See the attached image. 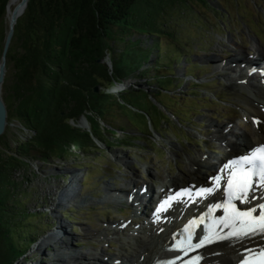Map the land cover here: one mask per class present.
Returning <instances> with one entry per match:
<instances>
[{
	"label": "rangeland",
	"instance_id": "rangeland-1",
	"mask_svg": "<svg viewBox=\"0 0 264 264\" xmlns=\"http://www.w3.org/2000/svg\"><path fill=\"white\" fill-rule=\"evenodd\" d=\"M164 15L173 19L178 31L176 39L184 48L179 51L175 43L162 38L158 72L164 77L162 84L166 89L155 96L149 95L148 87L145 88L148 91H137L133 99L139 109L124 112L140 134L147 129L150 134L134 140V145L113 142L106 146L96 140L98 146L87 153L71 152L65 161H32L33 168L27 174L17 171V179L24 181L21 191L24 210L31 213V220L35 218L32 226L37 227L38 232L14 264H45L41 261L44 254L53 257L59 243L43 244L41 250L36 246L47 234H52L60 219L71 234V246L82 250L93 249L88 238L95 240L96 230L102 223L116 219L126 221L132 213L130 205L94 202L104 193V183L110 180L122 185L127 178L134 177L141 180L138 182H148L151 187L164 180L168 182L171 176L186 184L188 177L205 182L212 172H206L204 166L195 174L190 172L188 158L197 155L212 160L215 154L237 150L238 144L224 145L223 141L230 144L231 137L228 139L223 133L232 129L243 138L244 132L253 135L257 131L250 136L251 142L264 141V126L262 131L254 130L257 114L251 117L247 113L246 109L251 106L243 100L245 95L235 84L242 79L228 78L234 75L231 59L258 56L259 60H264V0H192L185 6L170 7ZM8 26L7 12L0 20V58ZM144 41L149 43L151 39ZM220 62L224 68L217 69ZM15 73V68L10 67L6 80L10 90ZM247 80L243 78L244 82ZM134 81L137 86L145 87V79ZM147 112L152 119L147 118L145 124ZM79 120L81 125H88L85 117ZM219 128L222 130L217 131ZM122 133L116 131L114 137H121ZM85 197L90 201H85ZM75 199H80L82 205H77ZM54 201H60V206L54 207ZM113 243L115 240L103 243L108 254L110 249L116 251Z\"/></svg>",
	"mask_w": 264,
	"mask_h": 264
},
{
	"label": "trees",
	"instance_id": "trees-1",
	"mask_svg": "<svg viewBox=\"0 0 264 264\" xmlns=\"http://www.w3.org/2000/svg\"><path fill=\"white\" fill-rule=\"evenodd\" d=\"M9 1L0 0V20ZM190 1L28 0L15 23L2 95L8 120L18 117L36 135L16 149L9 146L6 130L0 135V264H14L38 232L35 218L24 210V181L17 171L27 174L32 161H65L71 152L87 153L97 141L134 145L150 134L148 129L140 134L124 112L139 109L133 99L137 91L148 87L155 96L166 89L158 72L160 42L166 38L179 51L184 47L173 19L164 14ZM10 67L16 72L11 90ZM137 78L145 79V87L137 86ZM125 79L131 81L125 89H109ZM96 84L103 88L95 91ZM81 116L88 126L79 123ZM147 118L152 119L148 112L145 124ZM116 131L123 135L114 137Z\"/></svg>",
	"mask_w": 264,
	"mask_h": 264
},
{
	"label": "bare ground",
	"instance_id": "bare-ground-1",
	"mask_svg": "<svg viewBox=\"0 0 264 264\" xmlns=\"http://www.w3.org/2000/svg\"><path fill=\"white\" fill-rule=\"evenodd\" d=\"M17 1L18 0H10L9 2V9L7 11L9 19L12 18L13 8ZM22 9L23 7L21 5L17 11L18 17L21 15ZM259 59H261V57L253 58L242 56H237L236 58L231 59L230 63L232 64V71L234 75H228V78L233 81H235V79H242V81L235 84L239 87V90L244 93L245 97L243 100L251 106V109H246L247 113H249L251 117L257 114V118L255 120L256 127L254 130L258 129V131H262V126H264V60ZM221 63L222 62L217 65V69H220V67L224 68V65ZM236 70H240V72L237 74ZM243 78H247L248 80L244 82ZM254 78L260 79V82L257 83V79L254 81ZM221 130L222 129L219 128L217 131ZM249 132L252 133V131ZM255 133L258 132H254L253 135H256ZM242 134L243 133H240V135ZM223 135L224 137H228V139L234 136L235 139L232 141L238 144L237 150L220 152L219 154H215V156L213 155L212 160H206L197 155L190 156L188 158L190 172L195 174L197 173L196 171L200 169V166H204L207 167L206 172H213L211 174L212 177L216 175L221 177L219 186H217L213 179L209 183H206L207 185L212 184V195H217L219 193L221 183L229 170V168H224V171L220 172L219 169L227 164L228 161H230L238 153L246 151L255 143L251 142L250 136L252 134L247 132H244L243 138L238 136V133L232 129H229L223 133ZM129 178H127V182H124L122 185H116L119 182L116 180H110L104 183V193L94 201L96 203H111L115 206H129V200L132 198L131 201H133L137 198L138 202L140 203H134V205H132L131 215L125 218L126 221L128 219V222L124 221L123 219H116L113 221L108 220L102 223V225L96 230L95 240L93 241L88 238V243L92 245L93 249L82 250L73 248L71 246V234L67 231L68 229L66 223L60 219L57 228L53 229L54 231L52 234H47L45 239L40 241L36 248L41 250L43 244L54 246L56 243H59L58 246L60 247H57L54 250L53 257H49L47 254H44L41 258V261L45 264H105L107 262L113 264H146L152 261L154 256L158 254L170 255L171 253L164 251L162 247L170 237V232L178 227L183 222V220H185L190 215V213L193 214L192 211H190V207L187 206V203L192 200L193 194L197 191L196 187L203 182H199L198 179H190V177H188V182L186 184L183 183L184 180L182 181V179H176L175 176L170 177V182L164 180L160 184V188L162 190L169 191V193H173L178 189L191 188V191L189 193L183 194L182 196L176 194L173 209L168 204H165V207L161 209V211L157 212V208H159L160 205L164 203L162 198L158 200L154 206H152L149 202V199L145 198L141 194V189L143 187L148 193L147 196H149V193L152 189L151 184L146 181L138 182L141 180H138L137 178L135 179L134 177ZM196 181H198V183ZM175 182H178L176 184H179L182 187L175 186ZM193 183L195 184L193 185ZM253 191L256 196H263V188L255 187ZM88 200L89 199L85 197V201ZM71 201L72 200H69V202ZM205 202L206 201L204 199H200L199 207L203 206ZM258 202L264 201H257V203ZM75 203L77 205H82L80 199H75ZM60 204V201H54L53 203L54 207L60 206ZM145 216L149 218L148 223L146 225L141 224L140 227L138 222H141ZM62 236L67 237L64 238ZM111 236H114L115 238L110 239L109 237ZM114 240L116 243H113L112 246L115 247L116 251H111L110 249L109 254L112 253V255L110 254V257L105 258V256L109 254L107 253L106 248L103 246V243ZM216 249L223 250V253L218 255V257L222 260H225L226 262L232 261L234 256L237 255L235 246L229 245L226 242L213 246L210 251H214Z\"/></svg>",
	"mask_w": 264,
	"mask_h": 264
},
{
	"label": "snow or ice",
	"instance_id": "snow-or-ice-1",
	"mask_svg": "<svg viewBox=\"0 0 264 264\" xmlns=\"http://www.w3.org/2000/svg\"><path fill=\"white\" fill-rule=\"evenodd\" d=\"M259 123V122H257ZM230 168L231 171L224 181V195L221 197V203H212L208 210L199 218L203 220L204 217L210 216L216 209H223L225 215L219 218V223L227 228L225 234H219L216 230V224L213 223L211 229H208L202 235L194 237L190 228L186 226L182 230L183 239L172 249L175 252L183 253L188 256L191 251L202 249L212 243L231 242L238 240L241 244L247 239L261 234L264 235V202L253 203L254 201H264V196H256L254 191L249 199V192L254 190L257 186H264V145H260L251 151L249 154L240 155L235 159L228 161L221 169ZM219 186L221 177L216 175L212 177ZM194 187V186H192ZM190 189H180L177 195L189 193ZM212 187H201L198 194H212ZM235 202L247 203L250 205L248 208L241 210L237 207ZM165 201L157 208V212L161 211L168 204ZM197 218L190 221V225L197 224ZM195 240V242H193ZM248 253H252V249H246ZM261 260L249 261L246 258H241L237 264H264V249L260 250ZM202 257H194L186 261L185 264H201ZM181 260V256L177 255L171 260L163 261L162 264H176V261ZM160 264V262H158Z\"/></svg>",
	"mask_w": 264,
	"mask_h": 264
},
{
	"label": "water",
	"instance_id": "water-1",
	"mask_svg": "<svg viewBox=\"0 0 264 264\" xmlns=\"http://www.w3.org/2000/svg\"><path fill=\"white\" fill-rule=\"evenodd\" d=\"M27 4H28V0H20L13 8V15H12V18L9 19V26H8V29L5 35V41H4L2 54L0 58V135L6 130L7 121H8V108H7V104L2 95V86H3V82L5 80V76L7 72V60H8L7 55H8V51H9V48H10V45L13 39V35L15 31V23L17 22V18H18L17 11L19 7L22 5L23 7L22 13H23ZM8 9H9V4H8L7 11ZM127 84H129V82L121 81V83H119L118 81H116L113 84V89L114 90L125 89ZM100 89H101L100 84H96L94 86L95 91H99Z\"/></svg>",
	"mask_w": 264,
	"mask_h": 264
},
{
	"label": "built area",
	"instance_id": "built-area-1",
	"mask_svg": "<svg viewBox=\"0 0 264 264\" xmlns=\"http://www.w3.org/2000/svg\"><path fill=\"white\" fill-rule=\"evenodd\" d=\"M123 81L129 82V83L131 82L129 79H125ZM109 89L111 91H114V92L118 91V90L113 89V85H111V87ZM81 117H85V116H81ZM79 119H80V117H79ZM79 119H78V121H80ZM70 121L72 123H75V120L73 118H71ZM35 135H36L35 129H33L29 125L25 124L18 117H13L7 121V140H8L9 146L12 149H16L21 144H23L27 141H30L31 139H33L35 137Z\"/></svg>",
	"mask_w": 264,
	"mask_h": 264
}]
</instances>
